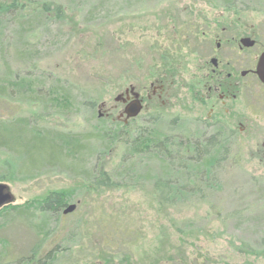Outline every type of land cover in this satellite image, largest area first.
Returning <instances> with one entry per match:
<instances>
[{
	"label": "rangeland",
	"instance_id": "obj_1",
	"mask_svg": "<svg viewBox=\"0 0 264 264\" xmlns=\"http://www.w3.org/2000/svg\"><path fill=\"white\" fill-rule=\"evenodd\" d=\"M232 1L0 0V83L17 90L12 98L0 96L6 121L0 127L19 130L14 149L0 147V183L15 198L0 210V264H38L29 257L44 263L55 248L49 264H264V119L253 100L261 96L257 85L248 84V110L211 113L193 101V67L160 62L170 35L185 38L195 16L227 24L235 13L225 12L242 13L264 42V0ZM176 52L183 60L204 56L191 47ZM167 63L172 72L161 98L133 121L152 125L143 130L153 135L132 158L127 141L103 138L114 127V98L130 85L151 93L150 82ZM189 128L220 131L230 152L211 186L199 183L202 192L172 195L173 205H161L154 184L169 176L171 160L153 150L154 136ZM51 140L69 150L83 144V153L66 151L65 160L51 164L36 156L41 167L32 170L27 159L38 152L34 146ZM98 154L105 155L114 183L95 190L91 170ZM53 191L65 192L76 211L41 212ZM18 207L23 212L12 210Z\"/></svg>",
	"mask_w": 264,
	"mask_h": 264
},
{
	"label": "flooded vegetation",
	"instance_id": "obj_2",
	"mask_svg": "<svg viewBox=\"0 0 264 264\" xmlns=\"http://www.w3.org/2000/svg\"><path fill=\"white\" fill-rule=\"evenodd\" d=\"M229 5L230 2L226 7L227 11H230ZM227 13H235V16L234 14L229 16L233 22L227 24H222L216 17L210 18L209 15L193 17L183 32L185 38L183 35L177 36L175 33L170 35L169 45L166 44L165 49H160V53L166 52L160 54V62L169 58L177 67L184 62L192 66L193 101L197 104L209 105L211 113L224 110L227 114L238 107L248 110L253 105L247 94L248 84L252 85L254 81L261 96L256 99L253 98V100L257 101L261 107L263 111L261 118L264 119V83L261 82L256 73L259 57L264 52L262 35L256 30L248 28L242 21V13L225 12V14ZM164 36V40L169 37L168 34ZM183 41L184 44L179 46ZM249 41L253 44L251 46L245 45V42ZM188 47H191L194 52L202 51L204 56L183 60L181 53L176 52V50ZM168 65L169 63L160 65V67L167 69L166 66ZM166 69H163L150 82L151 93L149 91L142 92L135 85H130L123 92H120L119 94H123V98L119 101L114 100L115 106H113L112 111L116 112V116L112 121L128 126L139 117L127 118L125 114V107L134 99L133 93L135 92L139 94V100L143 106L142 112H146L148 103L160 99L164 86H166L165 83L167 84L170 80L169 73L172 72V70ZM131 88H133V92ZM126 90H129V94L126 93ZM252 97L250 95V98ZM105 106L104 103L101 108ZM105 115L110 116L108 113ZM212 126L215 127L214 129H218L217 125L212 124Z\"/></svg>",
	"mask_w": 264,
	"mask_h": 264
},
{
	"label": "trees",
	"instance_id": "obj_3",
	"mask_svg": "<svg viewBox=\"0 0 264 264\" xmlns=\"http://www.w3.org/2000/svg\"><path fill=\"white\" fill-rule=\"evenodd\" d=\"M13 94L16 96V89L12 87L10 88L5 83H0V96L12 98ZM18 98L34 102L31 100V97H27L26 95L18 94ZM67 98L69 99V97ZM30 105L34 104L31 103ZM37 119L38 118H34L36 123ZM102 119L103 118L100 119L101 122L103 121ZM154 120V118L151 120L152 123H154ZM5 122L6 121L4 120H0V123ZM133 123H131V125L124 126L120 122H113L112 124H114V127L116 128L112 127L111 130H106L105 136L103 137L105 141L110 142L109 139H111V141L113 140L116 144H125L127 141L128 145L126 148V154L132 156V158L136 157L133 155L132 150L136 148H143L145 145V138L153 135V130H151L152 125H146L151 122H147L146 124L144 123V125L151 128L146 131L143 129L147 127H143L142 123L136 122L134 125ZM5 130L6 128L4 129L0 127V147H10L14 149V143L18 141V135L16 132L19 130H16L14 127H8L6 132ZM129 130L130 132H128ZM119 132L123 134L119 135ZM35 135L38 136L39 134L35 132ZM163 136L164 139H161ZM129 137H131L130 139L132 142L128 141ZM154 137L156 141H154L155 146L153 150H156L165 158L171 160L167 163V166L170 169L169 176L159 178L154 184L156 198L158 203L161 205H173L174 202H172V195L182 197L185 194L189 195L199 190L202 192L203 189L199 187V183L202 186H211L213 184L212 181H215L216 179L215 174L217 173V170L222 168L230 152V150L225 146V143L222 142L221 132L217 130H213L209 134L199 131L194 132L192 129H183L180 130V132L169 130L167 132H160ZM25 145L26 143L24 142V148L27 149ZM34 147L35 150H38L35 154H33L31 150L27 149L28 152L33 154L29 155L27 159L30 162V167L32 166V170L33 167H41V164H51L57 161H63L66 151L73 152L76 157H78L77 155L80 153H83L81 150L83 144L76 143V145L69 150V147L62 144L58 140H51L49 145L41 141V144L38 147ZM98 155L99 158L91 170V174L95 177L98 184V187L97 185H94L95 190H99V188H109L114 183V179L109 173V169H107L108 162L105 159V155ZM36 156L38 158L41 157L40 159H43V163L37 165L38 161L35 158ZM186 157L189 158L190 161L185 160ZM59 158L63 159L58 160ZM27 169L30 170L29 167H27ZM0 184L7 186V193L11 196V199L8 200L5 205L0 207L1 210L10 206L15 201V198L7 184ZM160 187L166 189L165 194H158L157 188ZM164 195H166V197ZM67 199L68 198L65 192H50L44 199H42L39 207L40 211L43 213L59 212L68 204ZM12 210L23 212L24 208L18 207L17 210ZM59 250L60 249L58 248H55V250H48L45 258L43 259L44 263H41V260L32 257L28 258L30 259L29 262L35 260L38 264H49L48 262L55 258V254Z\"/></svg>",
	"mask_w": 264,
	"mask_h": 264
},
{
	"label": "water",
	"instance_id": "obj_4",
	"mask_svg": "<svg viewBox=\"0 0 264 264\" xmlns=\"http://www.w3.org/2000/svg\"><path fill=\"white\" fill-rule=\"evenodd\" d=\"M252 44L253 42H250V41L245 42V45L247 46H251ZM256 73L259 79L261 80V82L264 83V52L259 57L257 67H256ZM131 91L133 92V88H131ZM126 93L129 94V90H126ZM133 96H134V99L130 103H128L125 107V114L127 118H134L138 116L141 110L143 109L142 103L139 100V94L135 92L133 93ZM122 98H123V94H118L117 96H115L114 100L119 101ZM7 191H8L7 186L0 184V206H2L8 200L11 199V196L9 195V193H7ZM76 208H77L76 203L68 204L67 206L64 207L63 214L67 215V214L73 213L76 210Z\"/></svg>",
	"mask_w": 264,
	"mask_h": 264
}]
</instances>
